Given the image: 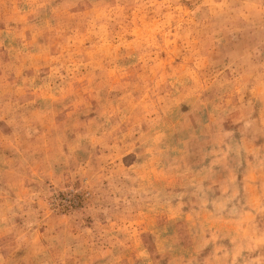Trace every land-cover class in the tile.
I'll return each mask as SVG.
<instances>
[{
	"label": "rangeland",
	"instance_id": "1",
	"mask_svg": "<svg viewBox=\"0 0 264 264\" xmlns=\"http://www.w3.org/2000/svg\"><path fill=\"white\" fill-rule=\"evenodd\" d=\"M0 264H264V0H0Z\"/></svg>",
	"mask_w": 264,
	"mask_h": 264
}]
</instances>
